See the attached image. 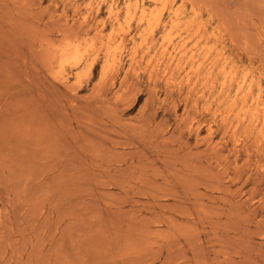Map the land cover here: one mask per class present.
<instances>
[{
  "label": "rangeland",
  "instance_id": "374dc122",
  "mask_svg": "<svg viewBox=\"0 0 264 264\" xmlns=\"http://www.w3.org/2000/svg\"><path fill=\"white\" fill-rule=\"evenodd\" d=\"M0 130V264H264V0H0Z\"/></svg>",
  "mask_w": 264,
  "mask_h": 264
},
{
  "label": "bare ground",
  "instance_id": "6f19581e",
  "mask_svg": "<svg viewBox=\"0 0 264 264\" xmlns=\"http://www.w3.org/2000/svg\"><path fill=\"white\" fill-rule=\"evenodd\" d=\"M112 6V5H111ZM110 7V6H109ZM113 8V7H112ZM111 9V8H110ZM109 9V10H110ZM161 12V11H160ZM145 14V13H144ZM86 15V14H85ZM152 17V16H151ZM143 18V17H142ZM84 19H86V17L84 18ZM175 19V18H174ZM85 21V20H84ZM143 21V20H142ZM187 22V21H186ZM153 28V27H152ZM216 32V31H215ZM151 36V35H150ZM94 37V36H93ZM159 42V41H158ZM64 43V42H63ZM68 43V42H67ZM66 44V43H65ZM62 46V45H61ZM79 46H80V43H79ZM78 46V47H79ZM69 48H71V46L69 47ZM69 48H67V49H69ZM84 48H86L85 47V45H84ZM65 49V48H64ZM74 49V48H73ZM180 49V48H179ZM76 50V49H75ZM64 51V50H63ZM86 51V50H85ZM62 52V51H61ZM79 52V51H78ZM87 52V51H86ZM183 53V52H182ZM59 54H61L60 52H59ZM74 54V53H73ZM77 54V53H76ZM76 54H74V55H76ZM79 54V53H78ZM170 54V53H169ZM79 56V55H78ZM174 57V56H173ZM86 58V57H85ZM94 59V58H93ZM78 60H80L79 58H78ZM92 60V59H91ZM114 60V59H113ZM161 60H162V58H161ZM69 61H71V60H69ZM60 62V61H59ZM66 62H67V60H66ZM65 62V63H66ZM73 62V61H72ZM62 63H63V61H62ZM76 63H77V61H76ZM148 63V62H147ZM187 63V62H186ZM180 64V63H179ZM91 65V64H90ZM137 67V66H136ZM87 69V68H86ZM89 69V68H88ZM87 69V70H88ZM164 69V68H163ZM190 69V68H189ZM192 70V69H191ZM156 76V75H155ZM187 78V77H186ZM210 79V78H209ZM186 80V79H185ZM167 81V80H166ZM170 81V80H169ZM188 81V80H187ZM263 112V111H262ZM258 114V113H257ZM4 125V124H3ZM6 128H8L7 127V124H6ZM1 129H3V127L1 128ZM4 130V129H3ZM13 130V129H12ZM0 131H2V130H0ZM21 137V136H20ZM12 141V140H11ZM13 142V141H12ZM15 144V143H14ZM17 145V144H16ZM3 148H5V147H3ZM2 149V148H1ZM21 150V149H20ZM18 151V150H17ZM5 153H7V152H5ZM4 155V154H3ZM8 155V154H7ZM9 156V155H8ZM11 156L13 157V155L11 154ZM1 157H2V155H1ZM5 157V156H4ZM15 157V156H14ZM13 157V158H14ZM17 160H20V159H17ZM4 161V160H3ZM3 163V162H2ZM5 165H6V163H4ZM22 164V163H21ZM7 165H8V163H7ZM19 165V164H18ZM21 166V165H20ZM20 166H17V167H20ZM9 167V166H8ZM22 167V166H21ZM20 169V168H19ZM7 171V170H6ZM14 171H16L15 170V168H14ZM19 171V170H18ZM2 172V171H1ZM17 172V171H16ZM12 173V172H11ZM2 175V174H1ZM15 175V174H14ZM12 177H13V175H12ZM17 179V178H16ZM13 180H14V178H13ZM17 181V180H16ZM18 183V182H17ZM15 185H17V184H15ZM13 187V186H12ZM20 189V188H19Z\"/></svg>",
  "mask_w": 264,
  "mask_h": 264
}]
</instances>
